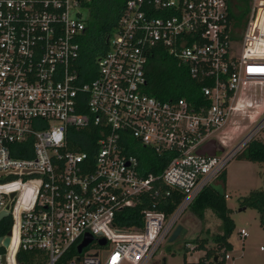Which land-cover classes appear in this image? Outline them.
<instances>
[{
  "label": "built area",
  "instance_id": "2783aa9c",
  "mask_svg": "<svg viewBox=\"0 0 264 264\" xmlns=\"http://www.w3.org/2000/svg\"><path fill=\"white\" fill-rule=\"evenodd\" d=\"M86 1L0 0V264H157L182 212L264 126L226 148L235 116L264 110V0H125L83 80ZM155 45L202 100L145 91ZM229 250L194 264H239Z\"/></svg>",
  "mask_w": 264,
  "mask_h": 264
},
{
  "label": "trees",
  "instance_id": "16d2710c",
  "mask_svg": "<svg viewBox=\"0 0 264 264\" xmlns=\"http://www.w3.org/2000/svg\"><path fill=\"white\" fill-rule=\"evenodd\" d=\"M125 0H87L84 5L88 8V16L85 20V27L77 37L79 43V54L76 59L78 71L83 80H89L96 73V59L107 48V39L117 22ZM247 9L234 11L233 16L237 23L245 19ZM240 25V24H239ZM146 92L161 99H172L185 97L187 100L196 102L203 99V94L199 82L191 78L187 68L179 64L175 57L170 55L162 45H155L150 49L147 62L145 64ZM238 157L260 161L264 164V138L255 136L251 138L238 153ZM157 156L147 155L144 160L149 164L150 170H158L155 164ZM164 159V158H163ZM160 163L161 166L164 165ZM217 182H212L205 187L192 202L190 208L199 216H203L206 209L212 210L221 222V232L216 233L212 239L215 247L207 248L205 257L218 254L221 248L231 249V242L228 240L233 228L234 221L230 215L231 208L226 202L225 192V171H223ZM264 180V170H263ZM240 205L255 208L258 212L260 225L264 227V184L262 187L252 188L248 193L240 196ZM176 202H171L169 210L175 206ZM138 206L128 208L130 212H136ZM9 226H5L2 231H6ZM199 247L205 245V240H199ZM264 246V245H263ZM204 258H199L202 262ZM221 261L212 262L219 264Z\"/></svg>",
  "mask_w": 264,
  "mask_h": 264
},
{
  "label": "rangeland",
  "instance_id": "374dc122",
  "mask_svg": "<svg viewBox=\"0 0 264 264\" xmlns=\"http://www.w3.org/2000/svg\"><path fill=\"white\" fill-rule=\"evenodd\" d=\"M80 11L86 20L87 6L83 5ZM251 86L256 85L252 84ZM258 112V117L255 119H250L244 112L235 116L234 125H239L235 128L238 131L243 129L238 137L228 140L227 149L233 148L260 120L264 110ZM256 136L264 138V126L259 129ZM225 169L228 170L225 181L226 202L231 207L230 215L234 221V228L229 236L232 245L229 251L236 263L264 264V249H260V245H264V227L259 223L258 212L249 206L239 209L241 206L240 196L248 193L252 188L263 186L264 164L260 161L238 157L236 154L228 161ZM177 223L183 225L184 235L172 240L168 239L169 236L164 239L153 257L158 259L157 264H194L200 257L206 258L204 256L206 249L216 246L212 237L222 230L219 218L210 209H206L203 216H199L188 206L182 212ZM241 227L248 231V234L243 238L239 234ZM199 240H205L203 247H199Z\"/></svg>",
  "mask_w": 264,
  "mask_h": 264
},
{
  "label": "water",
  "instance_id": "95a60500",
  "mask_svg": "<svg viewBox=\"0 0 264 264\" xmlns=\"http://www.w3.org/2000/svg\"><path fill=\"white\" fill-rule=\"evenodd\" d=\"M207 144L209 145V149H205L204 146H203L202 148H200L199 151H200V152H213V141H210V142L207 143ZM11 194H13V192H12ZM245 207H246V205H241L239 209H243V208H245ZM5 214H7V210L2 211V212L0 213V216H1V215H5ZM9 233H10V230H8V234H9ZM183 235H184V227H183V225H182L181 223H177L176 226H175V228L173 229V231H172L171 234L169 235V238H168V239H169V240H172V239H174V238H176V237H178V236H183ZM90 239H91V236H90V235H86V236L84 237V239L78 244V246H77L78 251H80L81 248H82L85 244H87V243L89 242ZM8 242H9V236L7 235V236L4 238L3 243H4L5 245H7ZM101 242H104V240L102 239ZM216 258H217L216 256L213 257L214 260H216Z\"/></svg>",
  "mask_w": 264,
  "mask_h": 264
},
{
  "label": "crops",
  "instance_id": "0c3cea01",
  "mask_svg": "<svg viewBox=\"0 0 264 264\" xmlns=\"http://www.w3.org/2000/svg\"><path fill=\"white\" fill-rule=\"evenodd\" d=\"M225 171V181H226V179H227V176H228V170L227 169H225L224 170ZM219 179L217 178L216 180H214L213 182H217ZM226 192V191H225ZM227 194V193H226ZM230 207V206H229ZM231 208V207H230ZM228 240H229V238H228ZM157 261H158V259H156ZM163 261H164V258H163ZM164 263V262H163Z\"/></svg>",
  "mask_w": 264,
  "mask_h": 264
},
{
  "label": "flooded vegetation",
  "instance_id": "af4514ba",
  "mask_svg": "<svg viewBox=\"0 0 264 264\" xmlns=\"http://www.w3.org/2000/svg\"><path fill=\"white\" fill-rule=\"evenodd\" d=\"M204 148H205V149H209V145L206 144V145L204 146Z\"/></svg>",
  "mask_w": 264,
  "mask_h": 264
}]
</instances>
